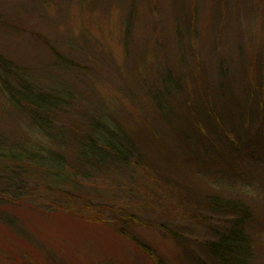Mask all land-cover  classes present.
I'll use <instances>...</instances> for the list:
<instances>
[{
	"label": "rangeland",
	"instance_id": "rangeland-1",
	"mask_svg": "<svg viewBox=\"0 0 264 264\" xmlns=\"http://www.w3.org/2000/svg\"><path fill=\"white\" fill-rule=\"evenodd\" d=\"M263 67L264 0H0V264H264ZM15 75L70 96L47 132ZM94 121L129 167L79 159Z\"/></svg>",
	"mask_w": 264,
	"mask_h": 264
},
{
	"label": "trees",
	"instance_id": "trees-1",
	"mask_svg": "<svg viewBox=\"0 0 264 264\" xmlns=\"http://www.w3.org/2000/svg\"><path fill=\"white\" fill-rule=\"evenodd\" d=\"M15 76H17L20 83L22 84V88H20V90L17 89L18 91L15 94L10 91L11 97H10L9 103H13L12 106L16 105L18 107L20 103H22L25 107H28L32 109L33 112H35L34 113L35 117L38 116L37 114L39 112V117L42 115L41 119L38 120L41 122V124L39 125L35 121V119H34V122L42 129V131L43 130L45 131L46 130L44 126V124H46L45 120H49V119L45 118L44 115L48 116L52 114V111L58 110L60 108L63 109V107L66 106V99L64 98H68L70 96L65 90L61 91L57 89L55 90L51 89V91L50 90L44 91L39 88H35L34 90L35 91L38 90V92H34L32 90L33 87L29 85L26 80H24L25 77H23L22 75H15ZM262 78H263V83H264V73L262 74ZM3 80L4 79L0 77V81L2 82V84H5V81ZM262 87H264V85H262ZM262 87L254 86L253 88V89H257L258 93L256 92L254 95H256V100H258V105L260 107L264 106V88ZM159 109H160L159 115L163 117L164 113L162 111V108L159 107ZM164 119L166 118L164 117ZM94 122H95L94 128H91L92 137L89 138V140L86 139L84 145H81V148L78 149L79 159L80 157H83L84 160L88 159L89 161L94 162L96 166H100V167L108 165V163L113 164L114 166H117L119 168L129 167L128 159L130 160L134 158V155L137 154V152L135 151V148H133L134 147L133 142L130 140V138L127 137L126 134H124V131L121 128L119 129L117 126L113 127L114 128L113 130L109 128L111 126L105 122H100V121H94ZM188 124L198 126V125L192 124V122H189ZM198 131H195V132H197L198 134ZM17 155H18V158H16L15 155H14V158L18 160H20L19 158L21 156H25L24 153L22 154L20 153ZM6 156L8 157L10 156L9 158L13 159V154L11 155L6 154ZM141 157H142L141 155L139 156L137 155V158L140 161L143 160V158ZM44 159H42V162H46V160ZM48 162L51 163L50 160ZM51 165H53L55 168H57L56 166L58 167L64 166L60 158L58 159L57 162L55 161V163L54 161H52ZM57 173H59L57 176L61 175L60 172H57ZM71 176H74V175L70 174V177ZM66 177H68L67 173H66ZM216 198L215 199L210 198V199L205 200L208 207H210L212 211L222 209V210H230V212L234 214L239 213V216L243 217L242 220L244 222L245 220L244 216L240 214L241 211L238 210V207L230 206L229 204L223 203L221 202L220 199H216ZM82 218L84 220L92 221V222H96L99 220V219H96V216L94 214L93 215L90 214V216L82 215ZM126 218L131 219L129 217H126ZM120 233L124 235L123 232L120 231ZM237 236H238V233L235 230V232L234 231L231 232L229 236L227 237V240L229 241H222L221 244H218V245H216L215 243H212L210 244V246L207 247V249L211 252V254L214 256L215 259L222 260L223 261L222 263H224L227 261V259L226 258L224 259V256L221 253L227 250V248L229 251L234 248L233 252L235 254L237 255L241 254L238 252L240 249L236 248L238 246L236 244ZM130 241L136 244L143 252L148 253L146 247L142 245L139 241H136L134 239H131Z\"/></svg>",
	"mask_w": 264,
	"mask_h": 264
}]
</instances>
